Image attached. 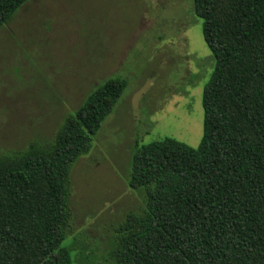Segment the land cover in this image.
I'll return each mask as SVG.
<instances>
[{
	"label": "trees",
	"instance_id": "16d2710c",
	"mask_svg": "<svg viewBox=\"0 0 264 264\" xmlns=\"http://www.w3.org/2000/svg\"><path fill=\"white\" fill-rule=\"evenodd\" d=\"M29 0H0V27ZM216 60L197 148L138 146L127 184L145 207L115 232L114 264H264V0H193ZM112 78L70 116L50 148L0 159V264H73L63 246L72 165L113 112Z\"/></svg>",
	"mask_w": 264,
	"mask_h": 264
},
{
	"label": "rangeland",
	"instance_id": "374dc122",
	"mask_svg": "<svg viewBox=\"0 0 264 264\" xmlns=\"http://www.w3.org/2000/svg\"><path fill=\"white\" fill-rule=\"evenodd\" d=\"M193 0H29L0 27V159L46 149L112 78L126 89L72 165L73 264H114L115 232L145 207L129 188L138 146L174 138L197 148L203 90L216 60Z\"/></svg>",
	"mask_w": 264,
	"mask_h": 264
}]
</instances>
